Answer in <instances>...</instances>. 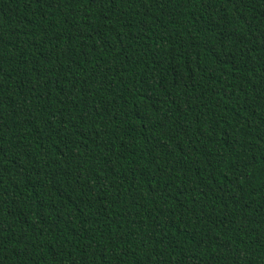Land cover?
<instances>
[{
	"label": "trees",
	"instance_id": "obj_1",
	"mask_svg": "<svg viewBox=\"0 0 264 264\" xmlns=\"http://www.w3.org/2000/svg\"><path fill=\"white\" fill-rule=\"evenodd\" d=\"M0 264H264V0H0Z\"/></svg>",
	"mask_w": 264,
	"mask_h": 264
}]
</instances>
